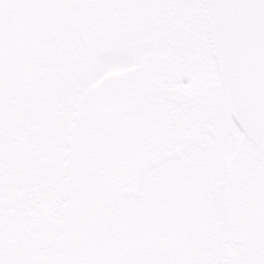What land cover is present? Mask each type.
Wrapping results in <instances>:
<instances>
[{"label":"snow or ice","instance_id":"snow-or-ice-1","mask_svg":"<svg viewBox=\"0 0 264 264\" xmlns=\"http://www.w3.org/2000/svg\"><path fill=\"white\" fill-rule=\"evenodd\" d=\"M0 264H264V0H0Z\"/></svg>","mask_w":264,"mask_h":264}]
</instances>
